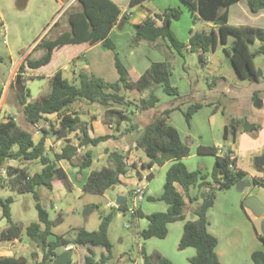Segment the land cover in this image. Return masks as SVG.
Instances as JSON below:
<instances>
[{
  "label": "trees",
  "instance_id": "1",
  "mask_svg": "<svg viewBox=\"0 0 264 264\" xmlns=\"http://www.w3.org/2000/svg\"><path fill=\"white\" fill-rule=\"evenodd\" d=\"M143 0H130L129 6L133 7ZM192 14L198 13L203 20L209 21L217 26L208 31L190 30L188 44L180 41L172 31V23L181 19L183 12L176 7H168L160 13L148 15L142 22L134 24L136 30L135 40L155 41L162 39L167 45L180 54L183 48L188 46L193 52L204 54L214 51L218 42L227 43L228 37L233 35L236 40L231 48H226L228 56L238 75L243 79L259 81L263 73L255 66L254 58L264 55V43L254 51H251L250 43L257 39L264 41V29L251 25H236L229 22V8L239 0H181ZM249 9L257 13L264 9V0H247ZM76 8L64 11L68 20V27L54 37L42 36L33 48L43 50L40 57H33L32 52L28 54L19 67L20 76L28 70H40L48 65L55 50L67 46L71 50L88 47L102 42L104 47L114 49V43L108 37L110 29L119 19L123 9L114 0H76ZM160 21V23H159ZM58 22L55 23L57 25ZM79 56V55H78ZM76 56V57H78ZM3 57L0 55V62ZM116 67L119 79L107 81L94 73L82 70L79 73V83L74 79L66 77L62 70L56 71L50 78V91L39 96L36 100H29L31 96L29 88L22 82V91L19 92L20 103L24 107L25 119L31 125L37 124L46 114H61L59 125L49 124L53 127V133L59 139H66L74 131H79V141L73 144L66 140V144L60 153L49 154L46 140L49 130L42 128L43 136L35 142L33 133L22 127L15 116L0 120V188H7L18 193H32L38 210V221L31 222L26 232L28 237L35 241L42 251V261L34 264H45L59 254L57 248L63 250L76 245L87 246L88 253L85 255V264H105L113 259L112 243L109 239V226L115 210L105 215L100 228L94 231L81 229L76 236L58 235L56 239L50 240L53 234V226L58 221L50 218L48 210L41 202L40 187L53 190L55 182L60 181L66 188L72 189V181L67 171L57 164L61 159H66L80 169L92 164V154L85 153L78 157V149L82 146H96L102 141L116 138V134L91 136L87 123L84 122L77 112L69 111L71 105L79 100L89 103L98 102L106 108L105 116L110 122L117 126L123 122H132V129L138 134L135 140L136 147L143 149L150 158L148 166L154 164L162 165L169 160H175L167 171L165 191L160 199L169 204L166 212H154L145 215L139 208L132 214V223L136 216L146 217L149 220L148 227L141 231L144 238L152 236L165 237L168 233L167 224L176 220L186 219L188 214L197 216L188 219L184 226V232L179 243V249L183 250L189 246L195 247L196 255L190 258L192 264H222L216 247L218 237L209 229L208 211L214 205L216 193L220 189L235 185L248 175L243 169H234L229 154L220 155L216 146H199L201 154H212L216 156L213 171L209 175L202 170L191 171L180 159L188 156L191 152L189 142L185 141L179 130L169 122V115L175 108H167L150 124L141 127L134 121L135 112L129 114L119 106H130L139 110L153 108L159 102L156 94L157 87L173 96H179V89L172 85V68L167 61H154L141 74L130 72L119 57L116 58ZM155 87V88H154ZM122 89L145 91L151 89L147 96L137 100L129 99L121 93ZM256 95V94H255ZM257 98V97H256ZM202 103H193L189 110L184 112L186 120L190 123L192 112H197L203 107ZM242 120L233 118L225 126L224 137L228 134L236 136ZM17 146V149L15 147ZM113 166H103L90 172L83 183L86 192L104 193L116 185L122 183L121 175L128 172L125 156L113 152ZM11 160H39L43 168L39 172L31 174L26 167H14L7 163ZM78 160V161H75ZM4 170L6 174H4ZM255 182L259 180L253 178ZM179 183L188 194L192 186L198 185L201 189L200 195L185 201L184 195L177 189ZM13 197L0 198L2 214L7 218L9 227L4 232V237L14 238L20 236L23 227L15 224L12 219L10 203ZM193 204V206H191ZM118 210L128 212L127 202L119 204ZM264 242V236L260 235ZM102 246L106 252H102L100 258L93 247ZM33 257L38 253L34 251ZM146 264H175L171 259L160 255L157 260L143 251ZM158 255V254H157ZM255 264H264V251L256 250L252 254ZM0 264H28L25 257L0 256ZM68 264H72V258Z\"/></svg>",
  "mask_w": 264,
  "mask_h": 264
},
{
  "label": "crops",
  "instance_id": "2",
  "mask_svg": "<svg viewBox=\"0 0 264 264\" xmlns=\"http://www.w3.org/2000/svg\"><path fill=\"white\" fill-rule=\"evenodd\" d=\"M114 1L123 9V12L120 15L119 19L108 33V37L114 43V47H115L114 49L104 47L102 42L95 43L85 48L81 47L76 50H71L70 48L65 46L54 51L52 60L48 65L44 66L40 70L31 71L30 75H34V77L36 78L37 77L45 78L50 83V78L52 77V75L56 71L62 70L66 77H69L72 80L75 79L77 83H79L80 82V80L78 79L79 73L82 70H87L88 72L94 73L95 75L102 77L107 81H112V82L116 81L119 79V73L116 67V58L117 57L120 58L119 49H121L123 44H125V46L128 47L129 45L127 46V44L132 39H134V41L136 42L135 46L132 47L131 49L132 53H137L141 49H144L146 51L152 49L155 52H158L160 56H158L157 57L158 59L155 60L150 59V61L147 63L141 62L140 65H138V59H139L138 56L135 57L134 61H130V60L126 61L124 65L127 67V69L130 72L141 75L152 64V62L165 61V55L163 51L170 53L172 57L177 56L179 52L176 51L175 49L170 48L167 45V43L162 39L155 41L135 40L136 30L134 28V24L142 22L150 14L160 13L165 9H167L168 7H173L172 3H169L167 0H148L149 3H147V0H143L137 3L136 5H134L133 7L130 6L122 7V5L118 2V0H114ZM192 17L195 20L201 19L197 12L192 14ZM206 22L211 26V29L212 28L217 29V26L214 25L213 23L209 21ZM229 22L236 25H251L264 29V9L260 10L257 13H253L249 9L247 0H239L233 3L229 8ZM126 29L128 30L129 33L128 38L124 36V31ZM39 40L40 39L35 40L28 49V51L26 52L30 53L33 50V48L36 46V44L39 42ZM39 53L40 55H38V57H40L43 54V50L42 51L40 50ZM144 54L145 52H143L141 56L144 57ZM202 62H204L203 59ZM46 68H48V70L44 71V69ZM172 76H173V72L171 75V83H172ZM208 83L210 85V88L208 90L207 89L201 90L198 88V80L195 81L192 80L191 82V86L194 89L195 95L206 96V94L209 93V95L211 96L210 105L214 104L213 105L214 108L211 111L209 110V114L204 117L205 120L206 117H208L207 118L208 125L206 129L207 139H205V141L203 137H201V135H198L199 138L196 139V136L194 134L192 133L190 134L188 132L186 137H183V135L180 132L179 125H177L170 117V115L176 111H180L184 115V111L182 110L179 104L183 99L181 93L178 97L168 94L171 99L166 103V105H163L162 107L163 109H160L159 104L162 102V98L160 97V95L157 94V90L160 88L163 89V87L159 85V87L156 89L155 92L159 96L160 100L155 107L150 108L148 110H139L134 107H130V106L128 107L122 105L119 106V108L125 110L126 114H129L132 111H134L135 112L134 121L137 122L141 127H145L146 125L153 122L159 116V114L163 112L165 109L175 108L169 115V122L179 130L181 137L190 144L191 147L190 154L188 156L181 158L180 160L183 161L188 167V169L191 171L202 170L203 173H207L209 175L213 171L216 156L212 154L199 153L198 152L199 146L214 145L217 147L218 153L220 155L233 153L237 157L236 160H234V164L232 167L234 169H243L247 171L248 175L239 182H237L235 185L217 191L215 203L209 209L207 214L209 220L208 229L212 234L218 237V245L216 247V251L222 264H255L252 260L253 252L256 250L264 251V242L261 240L260 237V235H262V231L259 230L257 227V221L259 220L262 221L263 218L257 217L250 208L245 206L244 203L248 197L256 196L264 204V182L260 181L253 172L249 171L244 167H240L239 159L241 158V152L238 151L237 138H236L237 135L233 136L232 134H228L227 138L224 137L225 126L228 125V123L219 117L221 110H220V105H218V96L227 89H229L227 85V80L224 77L218 76L216 79H212ZM255 83H258V81H255ZM124 90L125 89H122V91ZM49 91H50V86H49ZM256 92H259L258 86L256 87L252 86L246 88L245 87L241 88L240 86H237V88L234 87L231 88L230 90L231 97L233 99H237V97L244 99L243 101L244 104L251 103V101L255 100ZM122 94L125 95V93ZM194 98L195 97L192 94H190L183 101H185L186 104L188 103L190 104L193 102ZM36 99L37 98H34V100ZM81 101L83 102V100L74 102L71 105L69 111L77 112L81 117V119L88 124L87 128L90 135L100 136L106 134H116V138L102 141L96 146L89 145V146L79 147L78 157L83 156L87 152H90L92 154V164L87 168L80 169L77 164L74 165L72 162L66 159H61L57 162L59 166H62L67 171L73 183L72 188L75 183L74 180L76 181L77 179L80 181L81 185L83 186V183L86 181L87 177L89 176L92 170L100 169L103 166H113L114 158L112 157V153L116 151L119 154L125 156L124 160L127 163L129 169L126 174L121 175L120 178L122 183L113 187V188L118 187L116 193H112V194L108 193L110 190L109 189L102 194L104 195L106 194L108 201L110 200L115 201L117 204H119L117 202L118 196L121 195L122 197H125V201H126L128 200L131 191L134 188H137L138 186H145L146 198L140 204L139 210H141L145 215L152 214L154 212H166L168 210L169 204L160 198L165 191L167 171L170 168V166L175 162V160H169L162 165L154 164L152 166H148V162L150 161V158L146 155L143 149L136 147L135 140L138 132L135 129H132V122H128V121L123 122L119 126H117V124L114 122L113 123L110 122L109 119H107L105 116L106 108L103 107L98 102L92 103L94 107L95 105H98V108L96 110V113L90 114V116L88 112L85 113V111H81V110L79 112L72 108L74 104L77 102L82 104ZM172 101L175 102L173 103ZM198 103H202V102H198ZM203 106L206 105L204 104ZM201 109H199L194 114L201 113L200 111ZM60 118H61V114L58 113L46 114L43 119H41L37 124L33 125V128H35V133L31 131L33 133V138L35 142H38L40 138L43 136L44 133L42 128H45L50 131L46 140L47 141L46 144H47V151L51 155L52 153L62 152V148L66 144V140H70V142H72L73 144H77L79 141V136L81 134L79 131H74L66 139L57 138L53 133L52 125L50 124V126H48V121L58 126L60 122ZM200 120L201 119L199 118L197 119L196 117L194 118L193 116L191 117L190 123H188L186 120L187 126L190 128V130H195L196 124ZM213 121L214 123H216L218 128L222 129V136L224 139H230L233 136L230 145L227 146L223 145L217 139L211 140V136H212L211 130L213 127L212 124ZM193 146H195V148H193ZM15 149H17V146L15 147ZM139 151H143L144 155H141ZM189 160L192 161L188 162ZM30 162L37 163L38 166H34L33 169L31 168L32 166L28 165V163ZM7 164L14 167H26L28 168L31 174H34L35 172H39L43 168V165L39 160H21V161L11 160ZM87 169H89L88 172ZM72 172L74 175H71ZM76 175H79L80 177L77 178ZM249 176L253 178H257L259 181L255 182L254 179L252 181L248 180ZM56 182H60V181H56ZM56 182H55V186L57 184ZM176 187L184 195L186 202H189L190 198L191 199L193 198V200L196 201V198L199 197L201 192V189L198 185L192 186L189 189L188 194L185 192V189L181 184L177 183ZM3 189H7V188H0V190ZM220 193H225V194H223V196H219ZM0 198L5 199L4 197H0ZM220 201H221L220 205H222L223 207L222 209L223 213L218 214V212L215 211L217 207L216 205ZM12 203H10V209ZM191 206H193V204ZM230 208L233 210L231 211ZM228 209L230 210V214L227 213ZM11 214H12V210H11ZM245 216L247 217V219ZM196 217L197 216L195 215L188 214L186 219L184 220H176L169 222L167 224L168 233L163 238L157 236L144 238L141 235V231L148 227L149 220L146 217L136 216L134 226L137 227L139 234L142 238L140 256L136 261V263L146 264L143 255V251H146L147 255L153 256L154 260H157L159 256L162 255L171 259L175 264H192L190 258L196 255L197 253L196 248L189 246L183 250H180L179 243L184 232V226L186 221L188 219L196 218ZM4 218L7 219L6 217L3 216L2 208H1L0 219H4ZM12 219L15 224H19L14 220L13 214H12ZM21 225L24 229L23 223ZM244 225L246 226L245 229L243 228ZM27 226L25 228H27ZM8 227H9V223L8 226L3 227V229L0 230V256L14 255L16 257H20L18 255H15L14 252L10 249L7 250L2 249L3 239L6 240V242H9L8 247H10L11 242H18L19 239H21V234L24 231L22 230L20 236L18 237L17 236H15L14 238L4 237L3 234L8 229ZM51 236L52 234L49 235L50 240H52L50 238ZM156 239H159V241ZM150 241H152L151 246L148 245ZM95 247H93L94 250ZM87 253H88V249H87ZM21 257L27 258L26 255L23 254L21 255Z\"/></svg>",
  "mask_w": 264,
  "mask_h": 264
},
{
  "label": "rangeland",
  "instance_id": "3",
  "mask_svg": "<svg viewBox=\"0 0 264 264\" xmlns=\"http://www.w3.org/2000/svg\"><path fill=\"white\" fill-rule=\"evenodd\" d=\"M167 1L183 12L181 19L173 21L172 24V31L180 41L188 44L191 29L194 32H209L211 30V26L206 21L202 19L195 20L190 10L181 0ZM118 2L124 7L129 6L130 0H118ZM147 3H149L148 0ZM70 5L72 6L70 8H76V0H70V2L69 0H0V55L3 57V61L0 62V120L15 116L22 127L35 133L33 125L29 124L25 119L24 107L20 103V90L18 88L19 67L24 58L31 52L33 57L40 55L39 51L41 49H33L30 53L26 52L35 40L40 39L44 35L54 37L68 27V20L64 11ZM56 22H58L57 25H55ZM127 29L124 31L126 38L129 35ZM235 40L236 38L230 35L227 43L219 41L217 48L214 51L205 53L203 58H201L199 53L191 51L188 46H185L182 54L178 53L176 57H172L170 53L163 51L165 61H169L168 63L172 68V84L179 88L183 96L181 103H179L182 110L184 112L188 111L190 106L197 102H202L206 105L200 110L201 113L194 114L192 112L191 114V117L194 116V118L201 119L197 122L195 130H190L187 126L185 114L183 115L182 112L176 111L170 117L179 125L183 137H186L188 132L194 134L196 139L199 138L198 135H201L205 141L207 139L208 117H206V120L204 117L209 114V110L211 111L214 108V104L210 105L211 96L209 93L206 96L195 95L191 82L192 80H198V88L208 90L210 88L208 83L210 80L216 79L218 76L224 77L227 80L229 89L218 96V105H220L221 110L219 117L228 124L233 118L242 120L236 136L238 151L241 152L239 165L253 172L260 181L264 182V167H258L255 163V159L264 153V55H257L254 58L255 66L263 73L258 81L259 84L255 83V81L241 78L226 52V48L230 49ZM135 43L134 39H132L127 44V46L129 45L128 47L123 44L121 49H119L120 59H122L121 61L124 64L129 60L134 61L136 56L139 58L138 65L141 62L147 63L150 59H158L157 57L160 56L158 52L152 49L148 51L141 49L137 53H132L131 49L135 46ZM263 43L264 41L260 39L250 43L251 51L259 48ZM143 52H145L144 57L141 56ZM202 59L204 62H202ZM46 70L48 68L44 69V71ZM30 72V70L23 72L20 80L28 86L31 94L28 99L32 101L34 98L48 93L50 83L45 78H36L34 75H30ZM237 86L241 88L258 86L259 92H256L255 95L257 98L248 104H244V99L239 97L233 99L230 90L234 87L237 88ZM150 90L147 89L142 92L133 89L124 90L122 93H125V96L129 99L137 100L147 96ZM157 94L162 98L159 108L163 109V105H166L171 98L162 88L157 90ZM190 94L195 98L192 103L186 104L183 100ZM172 102L174 103L175 101ZM72 108L79 112L80 110L85 111V113L88 112L90 116V114L96 113L98 105L94 107L92 103L83 100L82 104L77 102ZM212 124L211 140L217 139L223 145H230L233 136L231 135L230 139H224L222 129L218 128L214 121ZM48 126H50L49 122ZM139 153L144 155L143 151H139ZM191 161L189 160L188 162ZM28 165L32 166L31 168L38 166L37 163L33 162L28 163ZM71 175H74L73 172ZM76 177L80 176L76 175ZM248 180L252 181L253 177L249 176ZM74 182L72 189L66 188L61 182H56L57 184L53 190L40 187L43 206L48 210L52 220L58 219L53 226V234L50 238L52 240L56 239L58 235L76 236L81 229L88 231L98 230L103 217L115 210L108 232L112 243L113 259L105 264H137L136 261L140 256L142 238L137 227L131 221V213L129 211L124 213L115 207H109L106 194L86 192L78 179L74 180ZM117 190L118 187L111 188L108 193H116ZM220 194L219 196H223L225 193ZM9 196L14 198V202L11 204L13 218L20 226L23 223L24 231L21 234V239L18 242H11L10 247H8L9 242L3 239L2 249H10L18 256L26 255L28 264L40 263L43 259L42 251L37 243L28 237L25 228L31 222L39 220L35 198L32 193H18L8 189L0 190V197L6 198ZM220 204L221 201L216 205L215 212H218V214L223 213V207ZM91 208H94V210L89 215H84V211ZM230 210L232 211L233 209L230 208ZM230 210H227L228 214H230ZM261 222V220L257 221L259 230H261ZM245 225L243 226L244 229L246 228ZM6 226H8V220L5 218L0 219V230ZM156 240L159 241V239ZM151 242L148 243L149 246H151ZM34 251L38 253L36 258L32 255ZM56 251L61 253L63 249L60 247ZM95 251L97 257L100 258L102 252H106V249L102 246H96ZM73 252L72 264H85L87 246H74Z\"/></svg>",
  "mask_w": 264,
  "mask_h": 264
},
{
  "label": "water",
  "instance_id": "4",
  "mask_svg": "<svg viewBox=\"0 0 264 264\" xmlns=\"http://www.w3.org/2000/svg\"><path fill=\"white\" fill-rule=\"evenodd\" d=\"M18 85L19 90L22 91V82L20 80V76L18 78ZM255 163L259 167H264V153L260 156H258L255 159ZM117 202L119 204H122L125 202V197H122L121 195L118 196ZM245 206L250 208L252 212L259 218H263L261 222V231L262 235L264 236V204L263 202L256 196H250L245 200ZM94 208H91L90 210L86 209L84 211V215H89L91 211H93ZM73 256V249L72 248H66L61 253H59L53 261H47L45 264H68L70 259Z\"/></svg>",
  "mask_w": 264,
  "mask_h": 264
},
{
  "label": "built area",
  "instance_id": "5",
  "mask_svg": "<svg viewBox=\"0 0 264 264\" xmlns=\"http://www.w3.org/2000/svg\"><path fill=\"white\" fill-rule=\"evenodd\" d=\"M229 157L232 161L236 160V158H237L233 153H229ZM233 164H232V166H233ZM3 173L6 174V171L4 170ZM145 198H146V187L145 186H138L137 188H134L131 191V194H130L128 200H126L128 211L132 214L136 213L137 209L139 208L140 204L144 201ZM107 205L111 208L112 207L117 208L119 206V204H117L115 201H111V200L107 202ZM66 248H71V247L68 246Z\"/></svg>",
  "mask_w": 264,
  "mask_h": 264
}]
</instances>
